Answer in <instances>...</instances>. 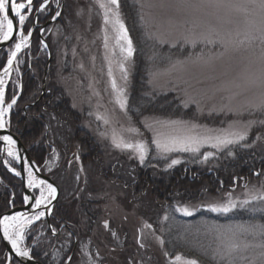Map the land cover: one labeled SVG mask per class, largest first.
<instances>
[{"label":"rangeland","instance_id":"1","mask_svg":"<svg viewBox=\"0 0 264 264\" xmlns=\"http://www.w3.org/2000/svg\"><path fill=\"white\" fill-rule=\"evenodd\" d=\"M133 1L138 9L144 37L159 48L150 53L148 85L151 92L157 95H176L184 108L195 109L197 118L180 120L145 116L138 123L134 122L128 114L134 58L133 53L130 57L127 55L126 42L118 39L121 33L119 25L114 22L117 11L115 6H110L113 11L108 13L109 22L106 24L105 10L99 7L97 0H67L68 8L63 23L56 24L57 20L52 19V26L44 33L45 37L51 38L53 50L48 73L80 117V123L77 124L81 132L79 139L84 142L86 139L97 148L101 163L99 166L105 170L104 173L109 171L108 179L111 181L110 184L107 181L104 183L105 180L94 173L97 164L92 167V163H84L82 156L80 159L84 172L83 176L79 175L80 166L75 162V153L81 147L78 144L82 145L81 140L72 143L73 146L67 143L65 152L60 146L55 147L50 140L51 152L41 169L47 175L56 170L65 175L66 169H69L71 177L66 182H70L68 185L71 188L67 189V196L72 200L81 197L88 203L90 212L95 214L90 237L79 239L74 264H187L195 259L189 255H179L181 260L176 261L178 255H167L164 246L163 237L168 229L179 227L183 233L178 238L182 239L186 247L218 264H228V261H222L216 255V250L233 234L237 242L253 246L243 253L244 256L254 258L253 264H264L259 258L261 249L257 247L264 243V237L259 232L242 231L251 226L264 225V220L247 219L249 215L257 214L259 218L264 217V201L251 200L253 194H264V178L242 184L235 182L229 190H223L217 195H205L197 203L176 202L165 212L150 207L151 201L145 199L146 194L139 197V201L130 202L132 190L123 188L134 183L135 168L147 171L151 164L156 170H167L181 164H185L186 168L193 165L206 168L210 167L216 154L221 152L227 151L232 155L233 148H247L250 143L258 149L264 148V123H261L264 121V110L257 107L264 104V9L247 4L246 0ZM234 4L246 6L234 7ZM57 5L55 0L51 6L56 12L59 11ZM118 12L120 22L127 30L120 7ZM246 36L249 37L246 43L239 44V40ZM29 43L28 40V46L21 48L22 54L18 63L14 64V77L25 66L26 71L32 73L25 65V52L29 49ZM121 48L125 51L122 52ZM162 48L167 51L160 52ZM173 50L178 53L173 55ZM11 52L12 48L9 55ZM40 54L46 56L44 47L40 49ZM7 76L4 78L5 83ZM113 81L115 90L112 87ZM118 101L124 103L123 108ZM8 115L9 111L4 116L5 127ZM215 117L221 118V123L219 121L215 124L213 120L203 122L206 118ZM250 121L255 123L248 128L244 141L221 145L219 148L212 147L216 137H224L233 130H242ZM56 135L60 140V135ZM184 136L212 139H205L195 152H166L157 149L153 143L154 139H159L162 143H168L169 147L178 149L180 145H173L171 140ZM114 138L133 144L143 142L147 148L144 164L139 162L133 149L115 147ZM11 151L16 154L15 147ZM206 154L207 160L204 159ZM15 160L6 158L5 166L17 175L19 172L10 165ZM172 160H178L179 163L169 167ZM57 178L64 180L62 176ZM96 178L98 180L94 181ZM66 182H63L65 186ZM84 184H87L84 186L86 191L80 196L78 191ZM40 187L43 185L32 188L33 196L40 194ZM245 199L251 202L244 208L237 206L228 213L209 210L213 204L231 200L239 205ZM48 203L45 201L42 206ZM177 208H187L192 215L185 216L177 212ZM205 212L217 219L234 213H242L244 216H239L241 221L238 222L220 223L203 218ZM193 217L198 219L192 220ZM43 219L44 216L32 223H28V219L24 222V238L20 247L28 250L29 254L33 249L44 254L52 249ZM83 221L87 222V219ZM105 221H108L110 230L104 228ZM145 223L152 227L144 228ZM83 224L82 232L88 229ZM176 238V235H171L172 240ZM69 239L70 234L63 232L55 247H68ZM58 249H52L55 260L60 256ZM236 264L248 262L238 258Z\"/></svg>","mask_w":264,"mask_h":264},{"label":"trees","instance_id":"2","mask_svg":"<svg viewBox=\"0 0 264 264\" xmlns=\"http://www.w3.org/2000/svg\"><path fill=\"white\" fill-rule=\"evenodd\" d=\"M42 1L44 0H35L34 8L36 9ZM66 5L67 0L65 1L58 23H61L65 18L66 8H68V5L67 7ZM119 5L134 46V66L130 78L131 87L128 99V114L130 118L136 123L139 122L140 118L145 116L165 119L196 120L197 113L195 109L193 107L184 108L176 95L172 93L157 95L151 92L148 85L150 53H153L152 51L159 48L144 37L139 22L138 9L134 1L119 0ZM53 14L54 10L49 4L47 9L38 15L37 27L33 33L32 44L28 51L31 62H29L30 66H27H29L28 69L32 73L26 71V66L23 67L19 75L12 77L5 92L6 104L10 103L13 98L17 100V103L10 111L9 131L20 138L40 168L43 167L44 162L51 152L49 146V143H51L50 140L54 143L55 147L60 146L64 152L67 150V143L73 146L72 143L81 140L79 139L81 132L77 128V124L79 125L80 123V117L72 109L70 101L64 92L51 79L49 76L50 73L47 74L46 79L47 93L42 96L41 82L48 61L46 56L40 54L41 46L38 33L39 29L51 19ZM33 21L34 17L32 15L24 27L25 34L32 28ZM166 51V48H162L160 52L164 53ZM176 53H178L176 50L172 51L173 55ZM7 58L8 54L6 50L0 52V71L5 66ZM220 119L219 117H215L214 119L206 118L203 122H211L213 120L212 122L216 124ZM62 131L65 133L62 134ZM56 133L60 135V140ZM67 133L68 137L66 136ZM69 133L72 137H70ZM81 144H78V146H81L79 152L80 157L82 156V161L84 163H92V167L97 164L94 173L102 177L103 181L105 180L104 183L107 181L110 184L111 181L108 179L110 177L109 171L104 173L105 170H102L99 166L101 163L97 155V148L86 139L85 142L81 140ZM247 145V148L242 146L233 148L232 155H229L227 151L216 154L210 167L206 168L195 165L186 168L185 164L167 170H156L153 164H151L147 171L144 168H135L134 183H129L123 188L127 187L129 190H132L130 202L139 201L138 198L146 194L145 199L151 201L150 207L163 209L164 212L169 210L176 202L185 204L197 203L205 195H217L223 190H229L232 186L234 187L235 182L242 184L246 181L250 182L258 178H264V148L258 149L252 146L251 143ZM31 147H38L39 153H33ZM12 166L15 167L14 164ZM61 172L58 170L55 177L52 176L54 173L52 175L49 174V177L53 178L54 182L60 188V197L53 210L51 224L56 231H58L61 225H65V228L61 230L56 238L51 236L48 229H46V233L51 238L50 246L52 249H58V247H55V244L63 232L70 234V239L68 241V247L58 249L61 260L60 256H58L57 260L53 258L52 249L45 254L33 249L31 256L39 264H65L72 252L74 238L76 237L75 239L78 244L79 239L89 238L93 230L92 226L94 223L92 219L95 215L94 212H90L87 207L88 203H85L81 197L72 200V198L67 196V189L69 187L71 188V186L68 185L70 182L68 183L66 180H69V177H71V171L66 169L65 175ZM42 173H44L43 170ZM59 176H62L64 180L60 181L57 178ZM94 177L95 174H93ZM93 180L96 181L98 179ZM63 182H66L67 185L65 186ZM85 185L87 184H84L78 191L80 196L82 192L86 191ZM22 193L20 180L9 173L1 163L0 156V216L8 210L10 204L13 206L22 205ZM211 216L210 213L205 212L202 217L214 222L233 223L241 221V217L239 218V216L244 215L242 213H234L228 216L225 215L227 217L222 219L212 218ZM254 216L249 215L247 219L264 220V217L259 218L260 215L258 214ZM84 219H87V222L83 221ZM197 219V217L192 218V220ZM83 222L87 225L88 229L82 232L81 227L82 225L84 226ZM179 229H168L167 234L163 237L167 255H189L199 264H218L186 247L182 239L180 240L178 238V235L183 233ZM172 234L177 236L176 240L171 239ZM29 244H31V241H29ZM78 246L79 244L69 264H74L77 260ZM0 264H5L1 242Z\"/></svg>","mask_w":264,"mask_h":264},{"label":"snow or ice","instance_id":"3","mask_svg":"<svg viewBox=\"0 0 264 264\" xmlns=\"http://www.w3.org/2000/svg\"><path fill=\"white\" fill-rule=\"evenodd\" d=\"M48 0H44L43 3L39 5L38 11H44L47 6ZM97 3L99 4V7L105 10L104 15V22L107 24L109 22V16L108 13L112 12L113 9L110 6H115V9L117 10L115 12V23L119 25L120 33L121 35L118 37V39H122L127 44V55L130 57L133 53V46H132V40L128 36V32L122 22L119 20V0H97ZM247 4L253 5V7H259L261 9H264V0H246ZM195 7L196 5H191ZM234 7H245L244 4H234L232 5ZM34 3L33 0H0V41H8L11 39L14 35L13 31V20L9 18V16H14L18 18V24H19V32L16 33L19 36V42L15 44V51L11 52V54L8 57L7 65L11 66L13 59L16 57L17 53L21 50L22 47L28 46V40L32 35V30L29 29L27 35L24 34V25L26 20L29 18L31 13L33 12ZM60 12H56L53 19H56V17L60 16ZM38 22V17H37ZM249 39V37L246 36L245 39L239 40V44L243 45L246 43V41ZM212 42V41H210ZM262 43H264V40H262ZM121 51H125L124 48H121ZM121 70L123 71V65H121ZM9 72V67L4 68V74H7ZM126 78V76H125ZM4 79L0 78V128H3L6 121L4 120L5 114L12 109V107L17 103V100L13 98L10 103L7 104V107H4L5 103V92H4ZM112 87L115 90L116 85L115 81L112 82ZM122 91V90H121ZM120 102V101H118ZM121 108L124 107V103L120 102ZM261 110H264V104L257 106ZM175 123V122H173ZM255 123V121H250L248 125L244 127L242 130H233L230 131L226 136L224 137H216L215 143L212 144V147L219 148L221 145H230V144H236L240 141H244L247 138L248 135V128L251 127V125ZM261 123H264V121H261ZM130 131H136L135 129H131ZM4 141L7 142L9 146H12L15 142L10 136H4L2 137ZM205 139H212L211 137L206 138H199L196 136H184L179 138H172L171 143L173 145L179 144L180 147L174 148L169 147L168 143L164 142L162 143L159 139H154L153 143L156 145L157 149L163 150V151H173V150H179V151H191L195 152L198 151L199 146L204 142ZM114 146L117 148H124V149H133L136 154L138 155L139 162L143 165L145 162V158L147 156V148L146 145L143 142H136L135 144L125 142L123 139H120L117 141L114 138ZM8 156L13 157L15 154L11 151V147L8 151ZM77 160H79V157H76ZM204 159H208V154L204 156ZM179 163L178 160H172L171 163L168 165L169 167H172L173 165ZM83 170V169H81ZM11 171V169H10ZM25 171L28 172L29 178H28V186L30 188H36L38 185H43V187H40V194L35 197V202L32 204L33 209H39L41 205L45 204V201H48L50 203V199L56 198L57 189L52 186L51 184L45 185L44 181H37L31 173V170L27 167V162H25ZM19 175V173H17ZM45 192H47V195H45ZM25 203H28L29 197L25 196ZM259 199L261 201H264V194H253L251 196V200ZM251 200L245 199L242 202H240L239 205H237L235 202L228 200L226 203L223 204H213L209 207V210L211 212L216 213H228L232 209L236 208L237 206L244 208L247 206ZM50 209H48V212L50 213ZM177 212H182L185 216L192 215V212L187 209H181L177 208ZM45 215L44 211H38L35 212L34 216L31 218H28V223H32L33 221L40 220L41 217ZM165 220L168 219L167 216L164 218ZM24 222L25 218L22 213L12 216H5L3 219H0V228L3 229V238L8 241L11 245V249L15 252L16 256L23 257V258H29L30 254L29 251L21 248L19 245L22 242L24 236H23V228H24ZM104 228L106 230L109 229V223L108 221L104 222ZM144 228H151L152 225L145 223L143 225ZM231 231V230H229ZM243 232H251L256 233L259 232L262 237H264V225L262 226H251L250 228H244L242 229ZM53 235H55V230L53 229ZM113 236L116 235L115 232L112 233ZM159 239V238H157ZM161 244H163V241H160ZM143 246V245H141ZM253 247L250 244L247 243H239L237 242L235 238V234H233L232 237L228 238L222 245L216 250V255L220 257L222 261H228V264H236V260L239 258L241 260L247 261L248 264H253L254 258L244 256L243 253L246 252L249 248ZM261 249V252L259 253V258L261 261H264V243H261L260 245H257ZM87 254V253H85ZM70 259V258H69ZM176 261H180L181 257L178 255L175 257ZM187 264H198L196 260H190L187 262Z\"/></svg>","mask_w":264,"mask_h":264},{"label":"water","instance_id":"4","mask_svg":"<svg viewBox=\"0 0 264 264\" xmlns=\"http://www.w3.org/2000/svg\"><path fill=\"white\" fill-rule=\"evenodd\" d=\"M9 17H10V19L13 20L14 35L8 41L0 42V51L3 50L4 48H6L13 41V39L17 36L16 33H18V30H19V24L15 20L14 16L10 15ZM17 56H18V53H17L16 57L13 59V63L16 61ZM43 93H45L44 87H43ZM4 136H10L15 142V146H16L17 151H18V166L20 169V179H21V182L23 184V194H24V198H25V196L29 197V201H28V203H25V199H24V205L22 207L9 209V211L4 213L0 217V219H3L5 216H12V215L20 214V213L23 214L24 218L25 217L29 218V217L34 216L35 212L44 211L46 223H47L49 229H51L50 215H51V212H52L53 208L55 207L56 202L59 198V194H60L59 188L56 186V184L49 177L43 175L40 172V170L38 169V167L36 165V162L33 159H31V157H30L27 149L24 147V145L20 142V140L16 136L12 135L9 131H1L0 132V146L2 149V154H4L3 148L5 147V142L2 139V137H4ZM25 162H27V167L31 170V172L33 173V176L36 180H38V181L42 180L45 182V185L51 184L52 186H54L57 189L56 198L52 199V201L48 205H46L44 207H40L39 209H33L32 208V204H34L35 198L31 194V190L29 189L28 181L26 179ZM48 209L51 210L50 213L48 212ZM0 240H1V242H3L4 248H5L7 255H8L7 264H12L13 259L18 261V263H20V264H39L33 258H31V259L23 258V257H19V256H16L15 254H13L10 250V245H9L8 241H6L3 238V229L2 228H0ZM75 246H76V244L74 245L73 252L75 250ZM73 252H72V254H73Z\"/></svg>","mask_w":264,"mask_h":264},{"label":"bare ground","instance_id":"5","mask_svg":"<svg viewBox=\"0 0 264 264\" xmlns=\"http://www.w3.org/2000/svg\"><path fill=\"white\" fill-rule=\"evenodd\" d=\"M13 63V62H12ZM12 66V65H11ZM11 66H9V68L11 67ZM47 74L48 73H44V76H43V80H42V82H41V91H42V93H43V87H44V91L46 92V79H47ZM8 123H9V120H8ZM8 123H7V125H8ZM4 127H5V125H4ZM0 128V132L1 131H5V128ZM10 132V131H9ZM12 135H14V136H16L14 133H12V132H10ZM17 137V136H16ZM18 138V137H17ZM19 140H20V138H18ZM4 141V140H3ZM14 141V140H13ZM5 142V147L3 148V153L4 154H2V156H4L6 153H8V149L11 147V149H12V147L14 148L15 147V143L12 145V146H9L8 144H7V142L6 141H4ZM20 142H22L21 140H20ZM28 151V153H29V150H27ZM31 151L33 152V153H35V154H38L39 153V151H38V147H31ZM60 153V152H59ZM30 154V153H29ZM61 155V154H60ZM14 158H15V156H13ZM30 157H31V159H33L32 158V156L30 155ZM76 158V157H75ZM1 163L3 164V165H5V163H6V161H5V159H1ZM0 242H1V240H0ZM2 243V246H3V251H4V257H5V264H7V262H8V255H7V252H6V250H5V248H4V245H3V242H1ZM9 245H10V243H9ZM10 250H11V252L13 253V254H15V252L11 249V245H10ZM16 255V254H15ZM12 264H20V263H18V261H16L15 259H13L12 260Z\"/></svg>","mask_w":264,"mask_h":264},{"label":"flooded vegetation","instance_id":"6","mask_svg":"<svg viewBox=\"0 0 264 264\" xmlns=\"http://www.w3.org/2000/svg\"><path fill=\"white\" fill-rule=\"evenodd\" d=\"M78 153H80V152H78Z\"/></svg>","mask_w":264,"mask_h":264}]
</instances>
